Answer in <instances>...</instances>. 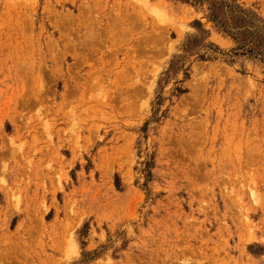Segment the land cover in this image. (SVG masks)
Segmentation results:
<instances>
[{
	"label": "rangeland",
	"instance_id": "obj_1",
	"mask_svg": "<svg viewBox=\"0 0 264 264\" xmlns=\"http://www.w3.org/2000/svg\"><path fill=\"white\" fill-rule=\"evenodd\" d=\"M0 264H264V0H0Z\"/></svg>",
	"mask_w": 264,
	"mask_h": 264
},
{
	"label": "bare ground",
	"instance_id": "obj_2",
	"mask_svg": "<svg viewBox=\"0 0 264 264\" xmlns=\"http://www.w3.org/2000/svg\"><path fill=\"white\" fill-rule=\"evenodd\" d=\"M122 16H120V15H118V19L119 20H117V22H115L117 25H121V26H123L124 25V22L125 21H129V19H123V18H121ZM123 19V20H122ZM109 22H110V19H109ZM127 24V23H126ZM112 25V24H111ZM116 25V26H117ZM110 27H112L113 28V26H110ZM115 28V27H114ZM129 28V27H128ZM118 30H119V28H118ZM94 31V30H93ZM120 32V31H119ZM127 32V31H126ZM95 34V33H94ZM121 34H123V32L121 33ZM150 37H152V36H150ZM94 38V37H93ZM96 38V37H95ZM123 38V37H122ZM155 38V37H154ZM100 40V39H99ZM119 40V39H118ZM88 41V40H87ZM101 41V40H100ZM129 41V40H128ZM121 42V41H120ZM118 45V44H117ZM106 47V46H105ZM146 48V47H145ZM148 48V47H147ZM144 49V48H143ZM136 52V51H135ZM151 52V51H150ZM137 53V52H136ZM135 53V54H136ZM153 53V52H152ZM131 57V56H130ZM140 57V56H139ZM150 57H151V54H150ZM132 58V57H131ZM106 65V64H105ZM98 69V68H97ZM134 69V68H133ZM102 84H104V83H102ZM40 85H41V83H40ZM73 89V88H72ZM39 92H40V90H39ZM69 94H67V96H68ZM38 100H40V99H38Z\"/></svg>",
	"mask_w": 264,
	"mask_h": 264
}]
</instances>
